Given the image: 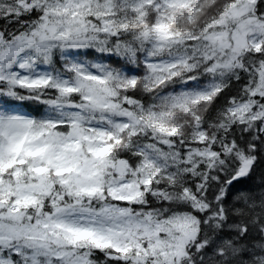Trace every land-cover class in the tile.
<instances>
[{
  "label": "snow or ice",
  "instance_id": "snow-or-ice-1",
  "mask_svg": "<svg viewBox=\"0 0 264 264\" xmlns=\"http://www.w3.org/2000/svg\"><path fill=\"white\" fill-rule=\"evenodd\" d=\"M0 264H264V0H0Z\"/></svg>",
  "mask_w": 264,
  "mask_h": 264
}]
</instances>
